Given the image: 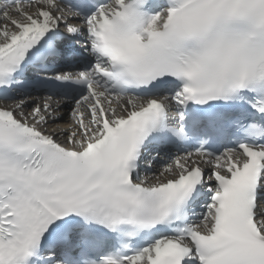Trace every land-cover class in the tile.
I'll return each instance as SVG.
<instances>
[{"label": "snow or ice", "instance_id": "obj_1", "mask_svg": "<svg viewBox=\"0 0 264 264\" xmlns=\"http://www.w3.org/2000/svg\"><path fill=\"white\" fill-rule=\"evenodd\" d=\"M0 90V264H264V0H0Z\"/></svg>", "mask_w": 264, "mask_h": 264}, {"label": "bare ground", "instance_id": "obj_2", "mask_svg": "<svg viewBox=\"0 0 264 264\" xmlns=\"http://www.w3.org/2000/svg\"><path fill=\"white\" fill-rule=\"evenodd\" d=\"M55 107V106H54ZM61 124L64 126V127H67V125H66V118H65V120L64 121H62L61 122ZM54 129H56L57 131H60V130H62V129H57V128H55V127H53ZM48 131H50V132H52L51 131V128L50 129H48Z\"/></svg>", "mask_w": 264, "mask_h": 264}, {"label": "rangeland", "instance_id": "obj_3", "mask_svg": "<svg viewBox=\"0 0 264 264\" xmlns=\"http://www.w3.org/2000/svg\"><path fill=\"white\" fill-rule=\"evenodd\" d=\"M15 98V97H14ZM14 98H12V99H14ZM35 98H38V99H40V100H42L43 98L41 97V96H35ZM11 99L8 101V106H11ZM52 105H54L53 103H52Z\"/></svg>", "mask_w": 264, "mask_h": 264}]
</instances>
